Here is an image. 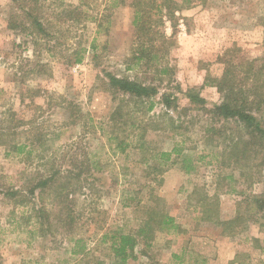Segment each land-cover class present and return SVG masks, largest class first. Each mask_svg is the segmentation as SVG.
<instances>
[{
    "label": "rangeland",
    "instance_id": "374dc122",
    "mask_svg": "<svg viewBox=\"0 0 264 264\" xmlns=\"http://www.w3.org/2000/svg\"><path fill=\"white\" fill-rule=\"evenodd\" d=\"M126 1L112 7V0H0V264H94L95 257L109 263L110 236L137 228L154 196L163 197L180 234L158 232L128 264H264V252L253 242L264 238L260 214L232 233L200 219L204 197L228 220L247 195L264 194V166L248 178L240 168L222 165V146L210 145L206 131L222 123L209 112L223 100L215 80L233 64L264 57V0H172L174 13L163 8L160 29L173 45L161 64L148 69L126 64L138 44L134 7ZM78 55L81 63L75 62ZM164 66L168 74L159 72ZM107 73L157 86L151 114L165 109L163 93L190 109L182 116L170 110L177 127L150 130L147 149L131 145L122 151L110 139V116L123 96L109 89ZM190 89L206 98V108L190 103ZM15 142L24 149L20 154L11 146ZM163 151L172 154L161 162ZM76 154L90 168L97 161L100 171L74 198V228L57 206L52 225L33 232L27 222L31 205H18L5 191H27L50 164L67 169ZM184 155L190 171L183 168ZM159 166L164 171L151 168ZM134 194L137 202L125 206L123 197ZM28 198L40 205L36 196ZM107 232L108 241H101ZM75 233L85 237L92 257L72 253Z\"/></svg>",
    "mask_w": 264,
    "mask_h": 264
},
{
    "label": "trees",
    "instance_id": "16d2710c",
    "mask_svg": "<svg viewBox=\"0 0 264 264\" xmlns=\"http://www.w3.org/2000/svg\"><path fill=\"white\" fill-rule=\"evenodd\" d=\"M126 2V0H112L111 6L117 7ZM171 4L172 0H131L130 5L134 7L135 13L133 25L138 44L133 49L132 55L126 59L128 69L157 67L163 62V55L169 53L173 41L160 28L164 25L163 8L166 7V14L174 13ZM28 15L33 18L38 31L43 32L42 23L32 13L28 12ZM170 42L171 45H169ZM92 46L95 48L94 44ZM82 61L83 55H78L75 59L76 63ZM166 66L159 71L161 74H168ZM107 76L109 89L123 96L110 116L113 130L110 139L122 151L131 145L140 150L147 149L146 134L150 130L166 131L177 127L176 119L172 117L170 110L182 116V113L190 109L181 106L179 99L171 93H163L161 96L165 109L151 114L156 103L154 97L159 94L157 86L142 83L129 76L119 77L112 73H107ZM215 83L223 95V100L213 105L209 112L212 113L214 120L218 119L222 123L219 126L213 124L207 128V133L211 135L208 142L212 146H222V150L217 153L222 165L235 166L240 168L248 178L252 177L254 167L264 166V57L246 59L244 63L231 65V69L226 70L220 79L215 80ZM187 97L194 107L206 108L207 100L198 90L190 89ZM120 133H124L127 137L133 134L136 140L131 143L120 137ZM11 146L16 148L18 154L24 150L17 142ZM173 149L179 156L180 150L177 149L180 148L176 145ZM171 154V152H161L160 161L169 160ZM83 155L85 156L86 153ZM86 160H88L87 156ZM70 162L72 165L67 169L56 167L55 162H52L47 173L42 175L27 191L20 188H9L5 191V195L15 200L18 205L22 207L31 205L27 222L34 227L33 232L37 228L44 231L45 226L52 225L51 215L55 213L57 206L60 212L69 219L67 224L74 228V198L78 193L85 194L87 184H91L88 178L95 177V171L100 168L97 161L95 165L90 163L91 168L88 164L85 166V157L80 159L78 154L72 155ZM183 162L185 164L183 168L190 171L192 168L188 163L191 159L184 155ZM151 168L155 171H164L163 166ZM29 195L36 196L40 205L30 201ZM47 195L53 197L50 203H47L45 199ZM137 198L135 194L126 195L123 197V204L131 206L137 202ZM207 199L209 198L204 197L203 215L200 219L223 226L224 233H232L236 226L243 223L255 222L258 218H254V214H260L262 219L260 224L264 230V194L247 195L244 204L240 203L241 208L238 209L236 216L228 220H222L218 207L214 206L210 200L206 202ZM153 201L155 203L143 207V214L137 228L127 232L117 230L110 236L111 243L108 248L110 251L107 256L111 257V261L107 263L95 257L94 264H128L130 258H137L138 246L140 244H144L146 248L151 246L158 232L180 234L181 226L176 223L175 217L164 206L163 197L154 196ZM94 212L99 213L100 211L96 208ZM77 234L71 237L74 241L72 253L84 255V258L92 257L91 248L88 247L85 237ZM108 235L109 232L104 233L101 241L107 242ZM253 242L264 252V238L256 237Z\"/></svg>",
    "mask_w": 264,
    "mask_h": 264
}]
</instances>
